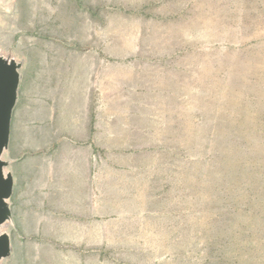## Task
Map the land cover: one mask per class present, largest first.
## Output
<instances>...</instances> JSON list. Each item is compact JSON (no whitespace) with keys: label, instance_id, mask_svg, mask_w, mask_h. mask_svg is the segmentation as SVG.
I'll list each match as a JSON object with an SVG mask.
<instances>
[{"label":"rangeland","instance_id":"obj_1","mask_svg":"<svg viewBox=\"0 0 264 264\" xmlns=\"http://www.w3.org/2000/svg\"><path fill=\"white\" fill-rule=\"evenodd\" d=\"M0 53L1 264H264V0H0Z\"/></svg>","mask_w":264,"mask_h":264},{"label":"water","instance_id":"obj_2","mask_svg":"<svg viewBox=\"0 0 264 264\" xmlns=\"http://www.w3.org/2000/svg\"><path fill=\"white\" fill-rule=\"evenodd\" d=\"M19 64L13 59L8 65L2 64L0 59V224L7 218L8 208L5 198H9L13 192V179L11 174L4 175L5 162L1 156L7 147L10 138L13 107L17 99L20 74ZM10 252V239L8 235L0 238V258Z\"/></svg>","mask_w":264,"mask_h":264},{"label":"bare ground","instance_id":"obj_3","mask_svg":"<svg viewBox=\"0 0 264 264\" xmlns=\"http://www.w3.org/2000/svg\"><path fill=\"white\" fill-rule=\"evenodd\" d=\"M0 59L2 60V64H4V65H8V64H10V63H12V61H13V58L12 57H10V56H4L3 54H1L0 53ZM6 148H4V150H5ZM8 174H10V172H8L7 170H4V175H5V177H7L8 176ZM5 205L7 206V208H8V206H9V200H8V198H5ZM6 218H7V220H5V222H3V223H1L0 224V238L2 237V236H4V235H8V230H7V227H8V221H12V218H11V216L10 215H6ZM2 260H4L2 257L0 258V264H1V262H2Z\"/></svg>","mask_w":264,"mask_h":264}]
</instances>
